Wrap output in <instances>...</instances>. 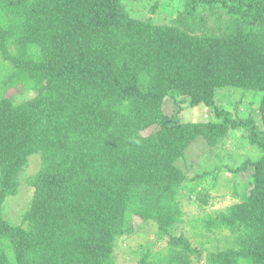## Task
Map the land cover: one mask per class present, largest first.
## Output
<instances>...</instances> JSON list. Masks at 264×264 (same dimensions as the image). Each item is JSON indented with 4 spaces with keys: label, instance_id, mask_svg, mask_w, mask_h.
Wrapping results in <instances>:
<instances>
[{
    "label": "trees",
    "instance_id": "obj_1",
    "mask_svg": "<svg viewBox=\"0 0 264 264\" xmlns=\"http://www.w3.org/2000/svg\"><path fill=\"white\" fill-rule=\"evenodd\" d=\"M171 5L157 20L125 0H0V264H117L133 219L153 228L135 264H264V0ZM224 87L247 118L216 102ZM199 104L205 118H179ZM234 128L258 157L184 172L193 141L218 146ZM249 167L247 189L220 182L221 168ZM23 183L28 204L10 221ZM221 185L236 199L184 214Z\"/></svg>",
    "mask_w": 264,
    "mask_h": 264
},
{
    "label": "rangeland",
    "instance_id": "obj_2",
    "mask_svg": "<svg viewBox=\"0 0 264 264\" xmlns=\"http://www.w3.org/2000/svg\"><path fill=\"white\" fill-rule=\"evenodd\" d=\"M152 1L153 0H142L139 3L134 4L129 0H125L126 4L130 6V12L133 15L141 17L149 15L157 20H166L165 18L170 16L169 13L172 12L171 3L176 5V1L178 0H158L160 1L159 8H157L156 12L150 13L147 9ZM29 95L28 92H14L13 94L15 99H20ZM234 101L235 97L232 95L228 87L218 89L216 102H218L221 107L231 111L232 117L239 116L240 118H247L250 113L249 110L244 106L234 109ZM163 103V108L167 113L174 112L177 109V105L172 103V99L170 98H167ZM210 110V107L203 104L189 106L181 111L179 118L183 120L203 119L205 118V115L209 114ZM251 114L253 117H259L257 108H254ZM155 129L156 126H151L144 130L143 134H148ZM215 147H217V149ZM259 154V150L248 143L243 128H234L230 129L228 135L218 146L206 147L205 144L202 143V139L193 141L186 150L185 158L188 162H186L185 168L182 169H184V172H187L191 177V175L198 172L201 173L202 170H206L214 164L230 163V165H234L248 157L254 159L258 157ZM30 158L31 159L24 168V176L26 174L29 175L34 173L40 166L38 160L39 154H33ZM250 174V167L235 174L225 168H221L220 182H223L224 184L228 182V186L231 185L236 188L247 189L249 186ZM211 191L214 194V197L210 200L208 205L201 207L197 206L195 203H188L185 207L184 214L187 215V217H191L195 212H213L216 209L223 208L229 201L236 199L235 196L231 195L232 191L222 185ZM29 193H31V188L23 183L21 184L18 194L7 200L4 205V213L10 221H18L21 210L28 204ZM132 225L134 228V235H124L118 240V246L115 250L117 254V264H135V257L133 253H130V249L135 247L139 240H141L143 244L148 245L149 241L153 240V228L142 226V223H140L138 219H133ZM186 230L188 231V228H186Z\"/></svg>",
    "mask_w": 264,
    "mask_h": 264
}]
</instances>
